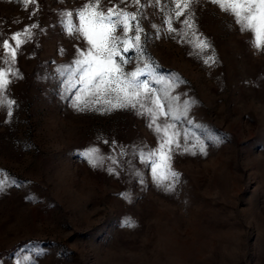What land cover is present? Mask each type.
I'll return each mask as SVG.
<instances>
[{
    "label": "rangeland",
    "instance_id": "374dc122",
    "mask_svg": "<svg viewBox=\"0 0 264 264\" xmlns=\"http://www.w3.org/2000/svg\"><path fill=\"white\" fill-rule=\"evenodd\" d=\"M86 2L0 0V64L3 41L15 46V33L38 26L11 65L22 79L0 93L15 101L0 105V264H264V54L210 0L194 6L212 44L204 53L172 0L121 5L144 13L152 75L140 79L166 110L170 97L180 111L192 102L180 120H157L174 124L180 143L170 162L179 176L158 182L149 153L163 133L149 116L74 107L81 85L67 69L88 45L60 13L79 26ZM213 50L217 63H204ZM123 55L125 72L144 66L133 50ZM93 148L96 164L84 155Z\"/></svg>",
    "mask_w": 264,
    "mask_h": 264
},
{
    "label": "snow or ice",
    "instance_id": "6c2138e0",
    "mask_svg": "<svg viewBox=\"0 0 264 264\" xmlns=\"http://www.w3.org/2000/svg\"><path fill=\"white\" fill-rule=\"evenodd\" d=\"M27 8L29 4H36V0H22ZM111 6L102 7V0H87L76 10L79 17V26H74L72 22L73 11H62L61 17L67 19L66 30L70 35L82 37L88 47L79 51L78 59L74 61V66L67 69L76 76V83L81 85L75 96L74 107L77 110H85L90 107L97 111L110 112L120 108H132L140 110L138 114L147 115L151 122L149 127H154L161 136L160 146L155 153H149V158L159 157L158 162L153 161V173L158 182L175 179L179 173L171 169V153L173 145L180 147L179 133L175 130V125L165 122L157 124L161 117L167 118L171 115L173 120H180L186 116L191 101L185 102L183 111L176 106L179 97H170L171 103L168 109L165 108L162 99L156 90L151 88L148 80H141L140 77L152 75V68L148 60L144 59L145 48L141 44L142 35L146 37L141 25L144 16L142 11H128L127 0H119V3H111ZM148 3H159V0H147ZM222 12L231 16L234 23L239 25V30L250 34L248 43L258 54H264V0H210ZM200 0H172L173 13L177 20H183L185 27L192 36L195 37V46L201 53L212 49L211 42L202 33L198 34L196 27V17L194 6ZM136 8H143L142 0H133ZM34 14V13H33ZM168 31L175 32L172 26L171 17L167 21ZM38 27L32 25L25 29L23 33L17 32L12 36L15 46L9 40L3 41L2 47L5 50L3 64H0V93H6L12 77L22 79L18 70L13 69L17 52L26 39L31 38V28ZM120 33L119 35L117 33ZM25 39H21V37ZM133 50L143 61L144 66L137 65L131 72L124 71V65L130 62L123 53ZM119 58V59H117ZM206 64H215L217 59L213 53L204 59ZM157 83H160L157 80ZM171 87V86H170ZM165 98H169V93L165 92ZM15 103L14 100L0 99V105L9 109ZM10 114V111H9ZM97 149L93 148L84 153L89 160L96 164ZM126 223H130L126 221Z\"/></svg>",
    "mask_w": 264,
    "mask_h": 264
}]
</instances>
